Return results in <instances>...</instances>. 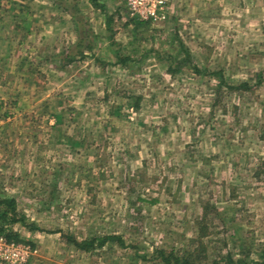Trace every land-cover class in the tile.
<instances>
[{"label":"rangeland","instance_id":"374dc122","mask_svg":"<svg viewBox=\"0 0 264 264\" xmlns=\"http://www.w3.org/2000/svg\"><path fill=\"white\" fill-rule=\"evenodd\" d=\"M4 198L26 264H264V0H0Z\"/></svg>","mask_w":264,"mask_h":264},{"label":"built area","instance_id":"2783aa9c","mask_svg":"<svg viewBox=\"0 0 264 264\" xmlns=\"http://www.w3.org/2000/svg\"><path fill=\"white\" fill-rule=\"evenodd\" d=\"M129 11L141 20L161 21L166 18V0H126ZM34 249L21 241L0 234V264H26Z\"/></svg>","mask_w":264,"mask_h":264},{"label":"trees","instance_id":"16d2710c","mask_svg":"<svg viewBox=\"0 0 264 264\" xmlns=\"http://www.w3.org/2000/svg\"><path fill=\"white\" fill-rule=\"evenodd\" d=\"M93 4H96V0H91ZM20 222L22 224H26L25 216L19 214L16 211L15 201L12 198H4L0 199V234H4L6 238L9 240L18 241L20 240L19 234L12 230V225L14 223ZM30 229H37L34 223L26 224ZM71 239L72 243L79 249H88L90 246L94 245L92 241H77L74 238ZM109 239H117L120 240L118 236L115 235H107L98 237L97 242L99 246H102ZM158 256L161 260L166 264L176 263V264H191L186 258H179L177 256L172 255V253L166 254L165 251L159 250Z\"/></svg>","mask_w":264,"mask_h":264}]
</instances>
